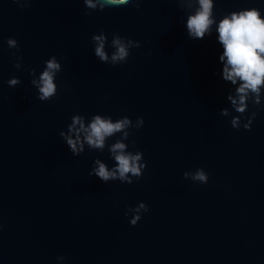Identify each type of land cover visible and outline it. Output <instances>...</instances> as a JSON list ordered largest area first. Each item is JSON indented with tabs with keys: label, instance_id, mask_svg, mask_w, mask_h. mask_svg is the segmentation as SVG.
Segmentation results:
<instances>
[{
	"label": "water",
	"instance_id": "obj_1",
	"mask_svg": "<svg viewBox=\"0 0 264 264\" xmlns=\"http://www.w3.org/2000/svg\"><path fill=\"white\" fill-rule=\"evenodd\" d=\"M218 22L264 0H213ZM198 0H142L140 7L87 10L83 0H0V264H264V89L250 130L233 129L239 115L226 100L223 46L216 25L203 40L187 36ZM103 30L140 42L126 63H102L93 34ZM17 40L19 51L6 40ZM16 55L13 56L12 53ZM20 57L21 68L14 64ZM55 56L57 95L40 101L38 77ZM16 76L21 84L9 87ZM230 115H220L221 108ZM123 116L129 151L143 153L134 183L89 176L103 152L73 156L63 139L71 117ZM133 144L135 145L133 147ZM202 168L208 182L185 179ZM147 205L135 226L128 208ZM64 257L58 261L57 257Z\"/></svg>",
	"mask_w": 264,
	"mask_h": 264
},
{
	"label": "clouds",
	"instance_id": "obj_2",
	"mask_svg": "<svg viewBox=\"0 0 264 264\" xmlns=\"http://www.w3.org/2000/svg\"><path fill=\"white\" fill-rule=\"evenodd\" d=\"M20 7H27L31 0H13ZM142 0H83L90 15L92 11H102L109 7H119L131 5L139 8ZM178 3V0H176ZM213 0H198V7L194 14L188 15L186 19L187 36L192 40H203L206 35H212V27L216 25L215 31L218 33V43L223 46L222 55L219 61L224 62L221 78L231 87L226 93V100L230 102L231 108L239 115L231 116L230 125L233 129L241 126L245 130H250L252 121L256 117V111L250 112L246 119L245 113L249 111V103L254 108H260L262 89H264V19H261L260 10L248 8L240 11H233L224 15L217 22L214 15ZM94 43V55L102 63L113 66L126 63L130 50L139 48L140 42L130 38H124L118 34H113L110 47L114 49L111 56L105 51L107 37L103 30L100 34H93L91 37ZM9 49L19 51V44L16 39L9 37L6 40ZM16 55L15 52L12 53ZM17 62L14 67L21 68L20 57H16ZM32 76L30 84L37 89V99L44 102L50 101L57 95V84L55 79L62 71L61 64L55 56H51L44 61V68L38 77L35 69H28ZM9 87H16L21 84V80L13 76L7 80ZM220 115L228 117L229 108H221ZM142 117H137L133 122L129 117L123 116L113 121L111 116L94 114L87 123L85 117L75 114L71 117V122L67 125V130H61L59 136L67 145L73 156H79L88 149L103 152L106 147V140L119 133V138L114 143L107 146L109 157L114 160L115 166L111 169L99 158L94 159L93 166L89 171V176H96L101 182L120 181L121 183L132 184L134 179L139 180L143 175L146 164L143 162V153L140 151H129L128 140L130 129H139L143 126ZM135 145L133 144V147ZM185 179L193 182L206 184L208 174L197 168L194 172L183 173ZM148 211L145 203L140 202L135 207L128 208L125 215L131 213L129 223L133 226L141 219V215ZM64 257H57L62 261Z\"/></svg>",
	"mask_w": 264,
	"mask_h": 264
}]
</instances>
